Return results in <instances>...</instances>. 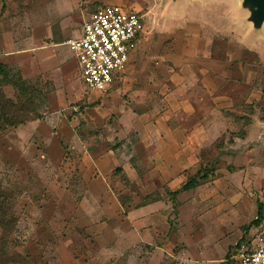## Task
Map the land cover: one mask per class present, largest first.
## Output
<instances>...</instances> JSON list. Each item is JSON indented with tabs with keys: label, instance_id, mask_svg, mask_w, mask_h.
Here are the masks:
<instances>
[{
	"label": "rangeland",
	"instance_id": "374dc122",
	"mask_svg": "<svg viewBox=\"0 0 264 264\" xmlns=\"http://www.w3.org/2000/svg\"><path fill=\"white\" fill-rule=\"evenodd\" d=\"M105 5L143 15L147 34L94 96L64 42ZM248 17L241 0H0V65L28 89L3 87L27 120L0 131L8 264L230 262L260 206L264 224V25ZM155 125L167 152H188L177 194L142 142ZM175 126L191 144L169 140Z\"/></svg>",
	"mask_w": 264,
	"mask_h": 264
},
{
	"label": "built area",
	"instance_id": "2783aa9c",
	"mask_svg": "<svg viewBox=\"0 0 264 264\" xmlns=\"http://www.w3.org/2000/svg\"><path fill=\"white\" fill-rule=\"evenodd\" d=\"M143 31V15L107 5L85 22L79 38L66 40L89 93L106 95L121 82ZM259 225L250 228L230 250L233 264H264V224Z\"/></svg>",
	"mask_w": 264,
	"mask_h": 264
},
{
	"label": "crops",
	"instance_id": "0c3cea01",
	"mask_svg": "<svg viewBox=\"0 0 264 264\" xmlns=\"http://www.w3.org/2000/svg\"><path fill=\"white\" fill-rule=\"evenodd\" d=\"M105 6H107V5H105ZM118 6H120V5H118ZM121 7H123V6H121ZM123 8L125 10H127V11H130L126 7H123ZM87 21H84L81 24V28L77 31L76 35H73V36L69 37L68 39H70V38H79L81 36V34H82L83 25ZM146 34H147V27H146V19L144 17V31L140 35V39H139L140 42H139V45H138L137 50L134 53L131 54L129 63L127 65V68L124 71L122 80L124 78V75H125L126 71L129 69L130 64L132 63L133 59L137 55L138 51L140 50L141 44L143 43V38L146 36ZM65 42H64V46L67 49L68 56L70 57V59L72 61H75L76 62V67H77V70H78L79 69V66H78L77 60L74 57V55L71 53V51L69 50V48L65 45ZM79 71H80V69H79ZM79 77L82 79L81 73H80ZM122 80H121V82H122ZM115 85H117V84H115ZM71 89H73V88L71 87ZM178 91L179 92L181 91L180 88H178ZM184 93L185 92H182L181 95H184ZM92 95L99 96L98 94H92ZM185 130H186V128H185ZM197 130H198V126L193 131L196 132ZM173 131L175 132L174 133V137H172L171 139L169 138V140L172 143H175V144H185V145L192 143V139L188 136L190 134V132H191L189 129H187L185 131L186 132L185 133L182 126H175L173 128ZM154 135H155V137H154L153 140L155 141V143L151 142V139H149V138L146 139L144 137V140H142L143 145L148 150L150 148H152V147L154 149L153 160H155V164H156V168H155V171L156 172H155V175H156L157 179H159V181L162 183V185L163 184H166L168 187L172 188L178 182L177 177H179L187 169V166L186 165H183V166H181V165H182L183 161H186L185 156H186V154L188 152H186V150H184V152H182V153L167 152L168 150L166 149L165 140L162 137V135L158 132V128H157L156 125H155V134ZM169 140H167V141L169 142ZM165 156H167V157H165ZM167 161L172 162L173 164H175V168H171L168 165ZM187 162H189V158H187ZM176 192L179 193V191L173 190V188L170 189V191H169V193H173V194L176 193ZM157 202L159 203V200L158 201H154L153 204L155 203L154 205H156ZM150 206H152V205H150Z\"/></svg>",
	"mask_w": 264,
	"mask_h": 264
},
{
	"label": "trees",
	"instance_id": "16d2710c",
	"mask_svg": "<svg viewBox=\"0 0 264 264\" xmlns=\"http://www.w3.org/2000/svg\"><path fill=\"white\" fill-rule=\"evenodd\" d=\"M0 131L6 130L10 127H14L16 125L26 123L27 120L19 121L17 117H15L14 112H10L8 108H15V104L11 101L7 100L3 93V87L6 85H12L15 90L19 93V97H25L27 94V88H25L24 84L21 82L22 79L18 78L17 80L10 78L8 73L3 70V66L0 65ZM206 171V169H205ZM206 172L200 170L194 178L189 179L186 184L183 186V189L191 190L198 185V179L201 178L203 180H207ZM177 194V192H176ZM7 198L0 191V229L2 236L0 237V264H8L10 260L9 254L6 252L5 247L7 244V237L13 232L14 227L16 225V218L12 215L11 209L9 205L6 203ZM262 206L259 207L258 211V221L256 224L259 225L262 221ZM229 255V254H228ZM230 261V260H229ZM228 264H233L232 261L228 262Z\"/></svg>",
	"mask_w": 264,
	"mask_h": 264
},
{
	"label": "water",
	"instance_id": "95a60500",
	"mask_svg": "<svg viewBox=\"0 0 264 264\" xmlns=\"http://www.w3.org/2000/svg\"><path fill=\"white\" fill-rule=\"evenodd\" d=\"M173 2L183 0H172ZM241 6L249 11L248 20L253 24L254 30L264 25V0H241Z\"/></svg>",
	"mask_w": 264,
	"mask_h": 264
}]
</instances>
